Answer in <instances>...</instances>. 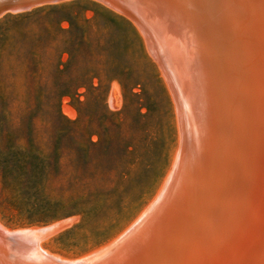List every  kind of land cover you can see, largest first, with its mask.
<instances>
[{
  "label": "water",
  "instance_id": "95a60500",
  "mask_svg": "<svg viewBox=\"0 0 264 264\" xmlns=\"http://www.w3.org/2000/svg\"><path fill=\"white\" fill-rule=\"evenodd\" d=\"M61 1L0 0V16ZM95 1L135 24L170 91L171 168L106 245L74 259L39 248L77 216L0 224V264H264V0Z\"/></svg>",
  "mask_w": 264,
  "mask_h": 264
},
{
  "label": "rangeland",
  "instance_id": "374dc122",
  "mask_svg": "<svg viewBox=\"0 0 264 264\" xmlns=\"http://www.w3.org/2000/svg\"><path fill=\"white\" fill-rule=\"evenodd\" d=\"M177 143L170 91L130 19L95 0L0 16V173L6 151L16 150L65 170L77 162L106 187L97 214L68 216L77 218L39 240L41 250L74 259L120 234L156 195ZM36 179L41 185L30 197L15 179L0 186L3 227L68 218L46 213L60 181ZM47 215L53 220H29Z\"/></svg>",
  "mask_w": 264,
  "mask_h": 264
},
{
  "label": "trees",
  "instance_id": "16d2710c",
  "mask_svg": "<svg viewBox=\"0 0 264 264\" xmlns=\"http://www.w3.org/2000/svg\"><path fill=\"white\" fill-rule=\"evenodd\" d=\"M56 159L57 161L60 160L59 155ZM36 160L34 163H31L29 160L21 158L16 150L6 151L5 160L1 163L0 186L3 188L6 185L5 183L14 181L13 179H15L16 182H14L19 185L21 195L30 197L36 193L41 185V179L37 181L36 175H40L42 181H45L47 176H52L60 181L57 192L59 195L58 198L53 200L54 204H50L46 213L57 211V214L63 218L90 212L94 214L96 210L99 211L101 207L99 201L106 187L100 183L88 180L87 175L85 176L88 172L87 169H82L77 162H73L65 170L61 165H58L56 168L53 167L42 157L40 160L37 158ZM65 192H68V194L65 195ZM47 202H49L48 199ZM49 216L36 219L29 217V220L45 223L53 220L52 216Z\"/></svg>",
  "mask_w": 264,
  "mask_h": 264
},
{
  "label": "bare ground",
  "instance_id": "6f19581e",
  "mask_svg": "<svg viewBox=\"0 0 264 264\" xmlns=\"http://www.w3.org/2000/svg\"><path fill=\"white\" fill-rule=\"evenodd\" d=\"M100 3H101V2H100ZM11 12H14V11H11ZM109 102H110V104H114V101H113V99H112V98L110 99V101H109ZM8 231H9V230H8Z\"/></svg>",
  "mask_w": 264,
  "mask_h": 264
}]
</instances>
